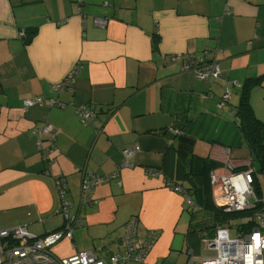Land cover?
I'll return each mask as SVG.
<instances>
[{
  "label": "crops",
  "instance_id": "obj_1",
  "mask_svg": "<svg viewBox=\"0 0 264 264\" xmlns=\"http://www.w3.org/2000/svg\"><path fill=\"white\" fill-rule=\"evenodd\" d=\"M178 55L216 59L221 75L201 81L183 70L185 59L169 61ZM255 79L250 101L264 121V0H0V231L25 227L41 238L63 229L60 179L83 223L53 246L57 256L116 253L137 217L140 238L160 233L147 264H188L191 252L196 264L188 199L166 178L201 188L207 157L218 172L254 166L234 110ZM36 97L44 105L26 110ZM83 106L98 115L89 125L77 114ZM44 124L56 134L51 165L32 134ZM181 135L195 139L192 154L179 150ZM133 148L132 167H123ZM117 171L82 204L86 173Z\"/></svg>",
  "mask_w": 264,
  "mask_h": 264
},
{
  "label": "built area",
  "instance_id": "obj_2",
  "mask_svg": "<svg viewBox=\"0 0 264 264\" xmlns=\"http://www.w3.org/2000/svg\"><path fill=\"white\" fill-rule=\"evenodd\" d=\"M82 2L83 0H76ZM95 25L106 26V19L95 18ZM180 59L187 61L183 66L185 71H194L197 77L206 83H213L221 75L217 60L194 58L190 55H178L169 58V61L177 62ZM76 69L65 79V86L71 88L74 82ZM231 89L228 87L221 98L220 105L228 103ZM43 97L33 100H24L23 106L27 110L34 105H44ZM81 123L87 125L97 116L96 111L88 107L77 109ZM32 134L38 139L37 147L42 154V159L51 165V155L56 151L54 143L56 134L49 124H44L32 130ZM50 141L45 147L44 141ZM137 148L125 149L123 155L125 162L123 167L130 168V158ZM49 167V166H48ZM47 169V173H48ZM254 168L249 166L241 172H218L211 173L213 186V199L218 207L230 211H255V219L258 224L249 232L237 231L236 238L230 236V229L219 227L213 239L207 240L206 245L216 252L214 257L202 258L200 264H264V195L258 193L254 185ZM118 178V171L108 176L95 173H87L82 181L81 201L89 204L92 201L94 189L102 184ZM167 185L172 186L168 181ZM56 188L60 200V210L65 216L63 229L45 237H32L25 227L0 231V264H147V256L160 238L157 230H149L145 238H140L137 233L138 219L131 218L124 228L123 248L105 256H97L92 251H81L67 258L57 256L52 248L63 239L72 240L73 231L81 226L83 221L77 215H71L70 209L73 203L66 198V185L58 179ZM175 192L183 193L191 203L190 198L180 186L172 187ZM261 207L263 208L262 210ZM259 210V211H258ZM188 264H194L195 258L191 252Z\"/></svg>",
  "mask_w": 264,
  "mask_h": 264
},
{
  "label": "trees",
  "instance_id": "obj_3",
  "mask_svg": "<svg viewBox=\"0 0 264 264\" xmlns=\"http://www.w3.org/2000/svg\"><path fill=\"white\" fill-rule=\"evenodd\" d=\"M35 31L36 28H28L26 29L25 32L26 34L29 33L34 34ZM158 37H159L158 34H154L155 41L158 39ZM258 81L260 80L255 79L246 83V85L244 86L241 101L237 109L234 110L235 113L234 116L238 118V123L243 135L244 142L249 148L250 152L253 154V162L256 161L259 162L261 164V172L264 173V121L258 118V116L256 115L251 105L250 93H249L251 84L257 83ZM194 146H195V139L193 137L187 135L180 136L178 142V148L181 152L185 154H192L194 150ZM203 160H204L203 163H204L205 172H204L203 186L201 188L185 189L183 186H180L177 183L176 185H173V181L170 178H166V181H168L172 185L170 186L171 188L175 186L182 187L184 189V192L188 195V197L191 200V203L188 202L189 203L188 211L190 213V226L187 232V242L188 245L192 246L195 249L194 251L196 253H198V251L201 249V245L205 246L207 240L214 238L216 230L219 227L228 228L227 225L232 227L231 223L233 221L243 220L242 224L236 226V229L237 231H241V232H249L253 230L255 226L258 224L257 220L255 219V215H256L255 211H240L236 213H229L225 209L218 207L215 204L213 199V192H212L213 186L211 182V173L216 170L217 165L208 157ZM254 170H255L254 185L257 188L258 193L262 195V193L260 192L261 187H260L259 173L258 171H256L255 168ZM64 184L66 185V183ZM66 198L73 203V201L68 196L67 185H66ZM72 208L70 209V211L72 210ZM262 209L263 208L261 207V209L259 210ZM59 211L63 214V212L60 209ZM71 215H75V214H71Z\"/></svg>",
  "mask_w": 264,
  "mask_h": 264
},
{
  "label": "rangeland",
  "instance_id": "obj_4",
  "mask_svg": "<svg viewBox=\"0 0 264 264\" xmlns=\"http://www.w3.org/2000/svg\"><path fill=\"white\" fill-rule=\"evenodd\" d=\"M252 168H255L256 171H258L259 173V179H260V187H261V193L262 196L264 195V173L261 172V164L259 162H254V166H252ZM189 216V220H190V213L186 212ZM188 220V223H189ZM243 220H236L233 221L231 223L232 227H230L229 225H227V227L230 229V236L232 239L236 238V234H237V229L236 226L242 224ZM196 264H200V259L202 258H208V257H214L216 255V252L214 250H212L211 248H209L207 245L202 246L200 252L196 253ZM184 257L186 258V255L184 254Z\"/></svg>",
  "mask_w": 264,
  "mask_h": 264
},
{
  "label": "water",
  "instance_id": "obj_5",
  "mask_svg": "<svg viewBox=\"0 0 264 264\" xmlns=\"http://www.w3.org/2000/svg\"><path fill=\"white\" fill-rule=\"evenodd\" d=\"M95 18H98V17H95ZM237 211H230L229 213H236Z\"/></svg>",
  "mask_w": 264,
  "mask_h": 264
}]
</instances>
